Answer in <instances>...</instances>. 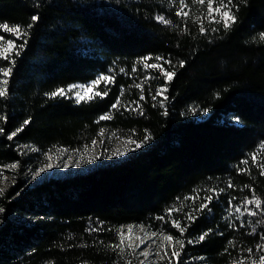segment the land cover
<instances>
[{
  "label": "trees",
  "instance_id": "trees-1",
  "mask_svg": "<svg viewBox=\"0 0 264 264\" xmlns=\"http://www.w3.org/2000/svg\"><path fill=\"white\" fill-rule=\"evenodd\" d=\"M185 2L187 19L176 15L179 0H0V23L10 27L26 29L32 15H39L28 36L16 40L28 43L15 57L9 95L0 98V116H7L0 121V165L18 162L15 182L0 195V264H119L121 256L110 245L119 242L124 224L183 239L174 264H231L247 257V248L257 260L264 254L256 250L264 244V223L247 215L225 219L230 197L240 204L255 189L264 200L258 167L264 163V41L258 35L264 32V0H233L238 23L228 31L209 24L206 2ZM159 15L171 24L158 21ZM143 57L149 59L138 63ZM145 62L175 71L164 97L152 99L165 81L159 69H145ZM8 66L0 59V67ZM100 74L115 77L103 99L77 104L46 95ZM118 96L121 106L111 110L112 119L99 120ZM137 101L136 110H125ZM25 119L30 123L8 140ZM101 129L136 142L150 139L122 160L23 188L26 167L37 168L45 153L60 147L83 149ZM208 195L214 197L211 212L195 213ZM170 208L180 211L169 216ZM189 212L198 218L181 235L171 221L184 226ZM208 229L204 241L187 243Z\"/></svg>",
  "mask_w": 264,
  "mask_h": 264
},
{
  "label": "snow or ice",
  "instance_id": "snow-or-ice-1",
  "mask_svg": "<svg viewBox=\"0 0 264 264\" xmlns=\"http://www.w3.org/2000/svg\"><path fill=\"white\" fill-rule=\"evenodd\" d=\"M171 3H174V0H170ZM205 2L207 3V19L209 24H217V25H222L223 29L225 31L230 30L235 24L238 23V17L236 12L234 11L235 4L233 3V0H219V6L218 7H213L214 0H193V3H198L200 5H204ZM241 2H246V0H241ZM188 7V4L185 2V0H179V9L176 11V15L178 17H181L183 19H187L190 15L189 12L184 11L185 8ZM213 13L219 14V19L216 18V16L213 15ZM158 21H161L165 25L171 24V21L166 19L163 15H159L156 17ZM200 18H197V21L199 22ZM39 20V15L35 14L32 15L31 17V22L26 26L25 28H22L19 25L12 26L10 27L6 23H0V30H2L5 33L9 34H14L15 39H5L3 35H0V59H3L8 62V67H0V98L7 97L9 95V82L10 78L13 75V71L16 65V59L15 57H19L21 52L24 50L25 46L28 43L27 39H24L22 43L17 44L16 40H20L21 38L27 37L28 36V31L27 29H31L34 24ZM213 32L217 31V28H212L211 29ZM184 31H187V28L184 29ZM199 32L201 34H204L206 32V28L204 27L203 23L199 24ZM259 39L261 41H264V32H260L259 34ZM149 57H143L141 58L140 62L147 61ZM156 60L160 61L163 60V57H156ZM165 63L170 64L171 61H165ZM185 61L181 60L179 61V66L183 67ZM143 66L145 69H159L165 83L158 87L156 89V94L152 96L153 100H156L157 96H163V94L167 91V85L169 82L172 81L174 76L176 75L175 71H168L165 70L162 66V64L159 63H143ZM135 70V68L133 69ZM121 72L124 71V69H120ZM145 79H150V77H145ZM115 82V77L110 74H100L98 75L95 79H92L91 81L87 83H74L71 85H68L67 88H56L54 91L50 93H46L50 98H55L57 96L60 97H65V98H72L75 100L77 104L80 103H90L93 100L99 98L103 99L104 97H107L109 95V92L106 90L107 87ZM103 84L105 90H101V85ZM136 88L142 89L143 85L142 84H136ZM121 93L123 94V88L121 89ZM70 94V95H69ZM144 94L141 92L140 95V100H143ZM136 104V108H132L130 106L125 105V110L126 111H134L139 107V102H134ZM161 106L164 104V100L160 101ZM121 106V100L120 97L118 96L116 99V102L111 104L110 106V111L109 113L102 114L99 117V120H110L112 119V116L110 114L111 110H116ZM203 111L207 112L208 109L205 108ZM166 114V113H165ZM7 116H0V121H6ZM30 123V119H25L23 123L21 124L20 127L16 128L15 131L7 135L8 140H12L13 137H15L19 132L23 131L24 126L28 125ZM4 129L3 127H0V133H3ZM104 129L100 130V134L103 135ZM150 139V136L145 135L144 136V141L142 142H136L132 141L131 138L129 137V142L134 143L136 148H139L142 146L143 142H146ZM100 143H103V141H99ZM97 143L96 140L92 141V144L95 145ZM27 147V146H26ZM86 147V146H85ZM260 148L264 150V142L261 143ZM31 151H37L36 148H31ZM57 152L63 154V152L68 151V149H57ZM118 155L122 153H116ZM46 156H48L49 160L51 159V156L49 153H45ZM256 155L257 153H252L251 154V160L253 163H256ZM96 157H93L95 159ZM79 163V161H77ZM242 163L247 164L248 161H242ZM18 167V162H13L8 165L2 166L0 168V177L3 176V168L7 169H15ZM52 164L48 163L45 165V167L38 169L35 173L34 176L40 175V173L45 171V168H51ZM63 167H68V164L65 163ZM260 169V175L264 176V163H260L258 165ZM6 179V178H5ZM0 183H3V180L0 179ZM6 187V185H5ZM5 187H0V195L4 194ZM227 187L232 188L234 187V184L232 182H229ZM245 188H248V185L244 186ZM210 193L215 192L214 189H209L208 190ZM220 192H223L224 189H219ZM251 198L248 196H245L243 200L241 201L240 204H233V201L236 200V197H230L228 200V216L225 217V219H228L229 217H232L235 215L236 220H241L242 217L247 215L248 217H255L258 214L264 215V200H262L259 196L256 195L255 189H251ZM213 195H208L204 197V202L200 203L199 207L194 209L195 213H203L205 210L208 212H211V208L209 207V204L213 200ZM185 199H196V197H186ZM234 209V211H233ZM4 209L0 208V212H3ZM174 211H180V209H168V214L169 216L172 215ZM187 221L188 223L185 224L184 226L181 225V221L178 219H173L171 221L172 226L176 229H178L179 233L183 235L187 230L188 227L192 223H194L197 220V215L193 214V212L187 213ZM159 219L163 220L165 219L164 217H159ZM255 223L257 224H262L264 223V220H259L256 221ZM229 227H235L234 224L229 223ZM139 227L140 231L144 233V236L141 238L140 236H137L136 239L139 241V243H132L131 239L125 246V235L123 231H120L119 233V243L110 245L114 250H118L121 258H123L125 252L127 251L129 255L134 253L136 249L140 248L141 245L145 244L146 241L149 239L151 240V243L145 247L142 251L138 253L140 257H143L144 259H141L139 261V264H159V262L167 260V264H173V260L180 261L181 257V252L184 249L185 246V241L183 239H178L174 238L170 234H164L163 232L157 233L156 231H152L150 234L144 231V226L140 225L137 226ZM133 226L128 225L127 229L129 234H131ZM92 231H96L99 229H90ZM256 229L253 228V231ZM212 232V229H208L207 231L203 232L199 238L198 241H193L189 239L187 241L188 244H192L194 242H201L206 239L208 234ZM159 235L160 242L157 243V240L154 239ZM261 240H264V235H261ZM165 242H167L168 247H165ZM229 244H232V241H229ZM178 245V247H176ZM152 246H155V251H152ZM168 248H172V251L169 255ZM256 250L262 251L264 250V244H257L256 245ZM227 251V249H225ZM247 252V257L241 256L239 261H232L231 264H264V254L259 255L258 260L255 258L253 249L252 248H247L245 250ZM154 256L155 259L149 260V257ZM125 264H132V261H126Z\"/></svg>",
  "mask_w": 264,
  "mask_h": 264
},
{
  "label": "rangeland",
  "instance_id": "rangeland-1",
  "mask_svg": "<svg viewBox=\"0 0 264 264\" xmlns=\"http://www.w3.org/2000/svg\"><path fill=\"white\" fill-rule=\"evenodd\" d=\"M213 7L214 8L216 7L215 4H213ZM2 32L3 31L0 30V35H3L6 40L12 39L11 37H9L8 34L2 33ZM162 97H164V94ZM95 140L97 141L95 145H93L91 142L89 145H87L83 149L68 150L66 152H63V154L57 152L56 150L66 149V148L60 147V148L54 149L53 151L49 152V155L51 156L50 160L48 156L45 155V162L39 165L37 168L26 167L21 173V177L24 181L23 188L27 189V188L33 187L34 185L41 183L44 180H47L49 178H64V177L73 176L77 174H85L97 166L104 165V164H107L113 161L122 160L128 155H130L131 152L136 149L135 144L129 142V137H119L115 135L114 133H110V132L104 131L103 135H100ZM101 140L103 141V143L99 142ZM131 140L135 141L133 138H131ZM116 153H122V154L118 155ZM93 157H96V158L93 159ZM77 161H79V163H77ZM48 163L52 164L51 168H45V171L40 173V175L34 176V173L38 169L45 167V165ZM65 163L68 164V167L66 168L63 167ZM0 168H2V165H0ZM15 170L16 168L15 169L3 168V176L0 177V179L3 180V183H0V187H5L6 185L5 187V190H6L10 185H12L15 182L16 180ZM260 216L261 214H258L252 219L259 221L258 219ZM0 223H1V220H0ZM128 225L133 226L131 234H129L128 232V229H127ZM140 225L144 226V231L149 234L152 231H154V230L149 229L143 224H124L118 229V236H119L120 231L124 232L125 246L127 245L130 239H131V242L134 244L139 243L136 237L140 236L142 238L144 236V233L140 231L139 227H137ZM156 232L158 234L161 232H163L164 234H170L165 231H156ZM154 239L157 240V243L160 242L159 235ZM150 243H151V240L149 239L148 241H146L145 244L141 245L140 248L136 249V251L132 253L131 255H129L128 252L126 251L123 258H120L121 260L119 264H125V262L129 260L132 261V264H139V261L144 258L140 257L138 253L142 251L145 247H147ZM165 247L166 248L168 247L167 242H165ZM176 247H178V245ZM152 251H155V246H152ZM168 251L170 255L172 248H168ZM152 259H155V257L154 256L149 257V260H152ZM175 261L176 260H173V264ZM159 264H167V260L159 262Z\"/></svg>",
  "mask_w": 264,
  "mask_h": 264
}]
</instances>
